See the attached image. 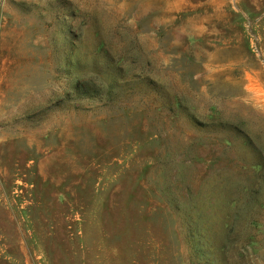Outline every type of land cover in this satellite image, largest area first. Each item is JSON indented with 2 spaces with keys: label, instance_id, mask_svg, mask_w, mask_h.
<instances>
[{
  "label": "rangeland",
  "instance_id": "374dc122",
  "mask_svg": "<svg viewBox=\"0 0 264 264\" xmlns=\"http://www.w3.org/2000/svg\"><path fill=\"white\" fill-rule=\"evenodd\" d=\"M0 264H264V0H0Z\"/></svg>",
  "mask_w": 264,
  "mask_h": 264
}]
</instances>
